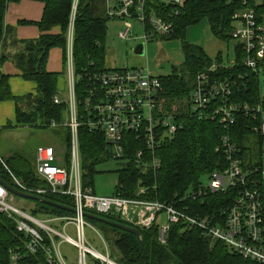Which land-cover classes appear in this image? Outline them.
Segmentation results:
<instances>
[{"label": "trees", "instance_id": "trees-1", "mask_svg": "<svg viewBox=\"0 0 264 264\" xmlns=\"http://www.w3.org/2000/svg\"><path fill=\"white\" fill-rule=\"evenodd\" d=\"M19 1L21 0H0V67L5 60L11 59L20 71V76L35 84V93L14 96L10 89L9 76L0 71V103L13 101L17 126L34 124L38 120L50 124L51 121L63 119L66 105L53 102V97L57 95L59 73L46 69L49 51L52 48H60L65 64L67 32L72 22L75 75L82 78L86 71H104L108 23L121 20L117 16L112 17L108 7L118 4L116 0L109 2L108 7L107 0H32L43 4L42 16L36 22L40 35L34 39L18 40L13 27L5 22V13L9 3ZM132 1V9H135L138 0ZM174 1L164 3L160 0H145L143 10L146 16L158 15L172 24L173 31L160 36L159 39L181 40L183 61L179 66H172L169 74L160 76L163 88L160 102L164 111L172 113L181 127L158 150L161 165L156 172L136 163L135 155L141 145L134 137L127 135L123 152L124 166L116 171L117 184L113 190L120 191L124 197H134L137 191L143 188L145 193L142 198L148 200L176 202L182 198L177 206L185 212L211 216L233 203L238 197L240 185L229 187L224 192H210L195 200L185 198V194L196 188L203 176L227 168L228 163L224 155L216 150L225 135L236 144L239 150L237 158L242 167L247 169L256 166L257 162L252 160L249 147L251 143L246 142L253 135L250 131L252 122L239 116L233 125L224 127L215 120L199 115L192 116L186 107V100L193 88L195 76L206 71L212 64L218 65L217 75L220 76L241 73L247 75L246 89H235L233 97L237 102L256 104L259 100V80L256 71H251L243 65V53L237 44L233 45L232 59L226 61L228 55L224 58L221 51L213 59L202 47L186 40L187 30L205 19L210 32L219 40L228 42L233 40V14L245 7H251L255 17L257 11V18L263 21L260 13L264 14V6H256L255 0H248L246 4H242L240 0H183L180 6ZM174 11L177 13H173ZM10 49L16 50L12 53ZM76 88L78 91L85 88V85L79 82ZM78 148L82 186L94 187V179L98 174L96 165L109 161L111 154L105 148L103 136L88 131L84 126L78 128ZM65 150L63 164L68 169L71 154L69 130ZM14 178L20 185L29 189L48 188L47 182L36 176L33 165L22 166L20 157L16 154L12 155L8 162L0 159V179L15 188H21ZM247 188H251L249 183ZM38 195L63 205L74 206V199L70 195L48 191ZM34 202L31 214L35 217L38 214L73 216L69 211ZM87 211L97 214L93 210ZM101 216L128 224L115 214ZM87 220L101 225V234L110 244L119 264H145L139 239L134 234L95 220ZM139 231L146 250V264H259L228 250L222 241L204 237L197 227L187 229L182 223L172 224L164 244L158 241L157 226L153 225L149 229L139 228ZM27 242L28 239L16 230L15 222L0 212V264H12L11 257L15 253L18 255L16 264H49L45 253V248L51 245L49 239L45 237L44 244L38 247L35 253L28 251Z\"/></svg>", "mask_w": 264, "mask_h": 264}, {"label": "built area", "instance_id": "built-area-1", "mask_svg": "<svg viewBox=\"0 0 264 264\" xmlns=\"http://www.w3.org/2000/svg\"><path fill=\"white\" fill-rule=\"evenodd\" d=\"M107 0V7L109 2ZM115 7H108L112 17H119L122 29L117 37L120 40H135L141 38L145 45L160 36L168 35L173 26L158 15L146 16L143 6L145 0H138L133 7L132 0H116ZM246 4L248 0H240ZM256 6H264V0H255ZM176 5H182L183 0H175ZM173 13H177L174 11ZM261 20L256 17L254 9L245 7L232 16L231 36L243 53L242 63L251 71H256L264 62V14ZM114 19V18H113ZM134 28L142 31L136 36ZM139 43V44H140ZM73 23L71 22L66 39L65 67L68 74L67 99L62 101L57 95L53 97L55 104L65 103L66 127L70 133L71 154L70 166L67 169L56 163L53 147L37 148L34 171L37 177L45 180L48 188H18L35 195L50 192L70 195L74 199L76 212L73 216L48 215L46 220H38L31 213L13 206L11 194L0 183V212L11 218L16 230L27 239V249L35 253L44 244L47 237L51 245L45 248L46 260L49 264H71L66 261L55 242V235L76 249L77 263L88 264L87 255L94 258L93 264H119L108 253L100 254L85 242L83 213L93 210L97 215L114 213L122 221L136 228L149 229L153 225L158 229V241L166 242L170 226L182 223L184 228L197 227L204 237L210 240L222 241L228 250L240 254L244 259H251L264 264V168L260 159L256 166L243 168L237 158L239 152L236 144L228 136H223L221 144L216 148L222 152L228 166L222 171H214L208 175V182H200L190 189L185 198H203L208 193L224 192L229 187L240 185L238 197L231 205L223 207L218 214L200 216L189 213L177 206L176 202L148 200L142 198L145 193L140 188L134 197H124L120 191L113 190L110 195H99L94 187H83L81 182V165L78 148V128L84 126L88 131L103 136L106 150L111 159L122 160L125 149V137L131 135L138 148L135 159L138 165L149 167L156 172L161 165L157 155L167 139H171L181 125L173 118L172 113H166L160 102L162 85L161 75H153L149 69L140 67L112 68L101 72L86 71L85 75L77 77L73 62ZM134 53V52H133ZM135 54V53H134ZM218 65H210L206 71L195 76L194 85L186 100L188 112L207 119L215 120L226 127L233 125L237 117L242 116L252 122L250 131L256 135L260 144H264V99L256 104L241 103L234 100L235 89H246L247 75L245 73L220 76L217 75ZM82 82L85 88L77 91V83ZM241 83V85H240ZM68 108V109H67ZM52 126L57 122L51 121ZM261 151V149H260ZM256 176V177H255ZM251 188H247V184ZM39 196V195H38ZM188 209L187 207H184ZM162 215L166 216L163 225L158 223ZM47 222H64L63 231L58 232ZM67 224H72L76 238L72 239L64 230ZM16 264L18 255L11 257Z\"/></svg>", "mask_w": 264, "mask_h": 264}, {"label": "rangeland", "instance_id": "rangeland-1", "mask_svg": "<svg viewBox=\"0 0 264 264\" xmlns=\"http://www.w3.org/2000/svg\"><path fill=\"white\" fill-rule=\"evenodd\" d=\"M161 2L168 3L173 0H160ZM122 22L119 20H112L108 23V35L106 41V55L104 66L105 69L112 68H127V67H140L148 68L153 75H167L171 72L172 66H179L183 61V52L181 40L172 39H155L148 42L145 45V52L143 55H137L133 53V48L140 43L141 38L135 40L123 41L117 37L118 32L122 29ZM136 36H141L142 31L134 28ZM186 40L190 43L196 44L203 48V50L211 57L215 58L217 52L221 51L224 58L232 59L233 57V45L234 41L229 40L224 42L216 38L209 30V26L205 19L199 23L192 25L187 30ZM60 54L58 50L54 52V61L59 58ZM51 65V62L50 64ZM57 70V69H56ZM67 76L66 68L64 67V74ZM57 85V96L60 100L65 101L67 99L68 83L66 80L62 84ZM258 80H259V96L260 99H264V62L258 67ZM10 105V104H7ZM68 109V108H67ZM13 107L10 105L5 110H1L0 117L1 122L6 124L0 127V159L3 162H8L10 157L14 154L18 155L21 160V165L29 164L33 165L35 162V156L37 148L40 146H51L54 149L56 156V163L59 166H64L63 161L65 157V140L68 128L65 122L67 121L66 114L63 119L57 121L56 126L51 124H44L40 120L37 123L30 125H15L13 119ZM1 126V125H0ZM257 137L251 135L246 142H250L249 145L252 160L258 162L262 160L264 168V144L257 143ZM261 149V151H260ZM247 157V156H246ZM124 166L122 160L104 161L96 165L98 174L94 179V190L99 195H110L113 192L114 187L117 184V170ZM6 169V166H4ZM208 176H203L201 181L208 182ZM15 207L22 209L24 212L31 213L35 202L30 199L18 197L14 195L13 201L9 202ZM36 218L40 221L46 220L47 215L38 214ZM86 224L84 226L85 242L91 248L95 249L100 254L106 255L107 253L113 257V251L108 242L104 241L100 236V224H93L89 220L85 219ZM166 216L162 215L158 220L160 225L165 224ZM58 232L63 231L64 222H47ZM94 227V228H93ZM65 232L75 239V229L72 224H67L64 228ZM55 242L59 244V251L64 256L66 261L71 264L77 263L76 249L67 242L62 241L61 236L55 235ZM94 258L89 254L87 255V263L93 264Z\"/></svg>", "mask_w": 264, "mask_h": 264}, {"label": "crops", "instance_id": "crops-1", "mask_svg": "<svg viewBox=\"0 0 264 264\" xmlns=\"http://www.w3.org/2000/svg\"><path fill=\"white\" fill-rule=\"evenodd\" d=\"M43 12V4L38 1H32V0H21L19 2H12L9 3L7 6V10L5 13V22L6 24L10 25L14 29L15 37L18 40H24V39H34L37 38L40 35V30L36 24L42 16ZM57 30H54L56 32ZM13 49V48H11ZM10 51L13 53L16 49ZM55 50L59 51V58H57L56 61L51 58H54V52ZM218 53V52H217ZM62 52L60 48H52L49 51V58L46 65V69L51 72H58L59 76L62 75L59 78V83L62 84L64 82V79L66 80V84L68 83V74L65 77L64 74V67L65 64L62 61ZM233 58V57H232ZM230 58H227L226 61H228ZM51 62V65H49ZM66 68V67H65ZM57 69V70H56ZM0 71L3 74H6L9 76V85L11 92L14 96H21L27 93H35V84L31 81L24 80L20 75V71L16 68L14 63L11 59H7L3 62L2 66L0 67ZM67 73V71H66ZM162 76V75H161ZM64 78V79H63ZM58 85V83H57ZM10 104L13 107V119L15 122V112H14V103L13 101H3L0 103V112L1 110H5L7 107H9ZM1 122V117H0ZM0 127L5 126L6 124L0 123ZM16 125V123H15ZM17 126V125H16ZM35 163V162H34ZM33 163V164H34ZM112 193V192H111ZM106 196V195H104ZM94 228V227H93ZM100 232L101 238H103L100 229H98ZM104 240V238H103ZM105 241V240H104Z\"/></svg>", "mask_w": 264, "mask_h": 264}, {"label": "water", "instance_id": "water-1", "mask_svg": "<svg viewBox=\"0 0 264 264\" xmlns=\"http://www.w3.org/2000/svg\"><path fill=\"white\" fill-rule=\"evenodd\" d=\"M133 52L135 54H137V55H143L144 52H145V44L144 43H140V44L136 45L133 48ZM0 183L11 194H13L15 196L26 198V199H30V200L37 201V202H42L44 204H47V205H50V206H53V207H56V208H59V209H63V210L69 211V212H71L73 214L76 212L74 207L63 205V204L57 203L55 201L46 199L44 197L35 195L33 193L22 191V190H20L18 188H15V187L9 185L8 183L2 181L1 179H0ZM111 214L114 215L113 212ZM83 215L87 219L95 220V221H98L100 223L107 224V225H109L111 227L118 228L120 230H123V231H126V232L134 234L139 239V243L141 245L142 253H143V256H144V259H145V264H146V262H147L146 250L144 248V244H143V241L141 239L140 231H139L138 228H136L134 226H131V225H128V224H124V223H120V222H117V221H114V220H110V219H108L106 217H103L101 215H97V214H94V213H91V212H88V211H85L83 213ZM113 258L115 259L114 255H113Z\"/></svg>", "mask_w": 264, "mask_h": 264}]
</instances>
